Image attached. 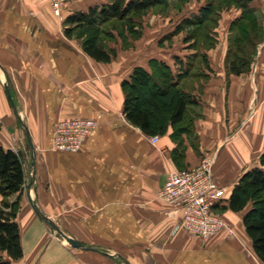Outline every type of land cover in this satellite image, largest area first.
<instances>
[{
    "label": "crops",
    "instance_id": "obj_1",
    "mask_svg": "<svg viewBox=\"0 0 264 264\" xmlns=\"http://www.w3.org/2000/svg\"><path fill=\"white\" fill-rule=\"evenodd\" d=\"M207 1L167 0L150 8L139 36L123 33L129 45L115 30L107 45L115 56L104 62L87 55L64 28L70 15L106 0H72L62 18L49 0H0V119L13 114L10 125L21 142L15 150L25 170L16 218L23 255L14 264H263L242 223L250 205L222 211L236 236L220 232L202 240L175 232L181 213L158 197L171 169L196 165L206 155L213 156V179L229 197L264 152V8L259 15L258 1L247 0L263 36L249 69L233 73L227 68L231 24L242 8L216 10L208 36L200 39L190 21ZM154 59L179 75L177 86L193 100L182 156L175 127L154 134L159 140L152 143L153 135L123 113L122 81L136 66L151 71ZM77 116L98 117V125L79 151L54 150V123ZM8 141L0 131V144L10 148ZM41 215L81 246L66 243Z\"/></svg>",
    "mask_w": 264,
    "mask_h": 264
},
{
    "label": "trees",
    "instance_id": "obj_2",
    "mask_svg": "<svg viewBox=\"0 0 264 264\" xmlns=\"http://www.w3.org/2000/svg\"><path fill=\"white\" fill-rule=\"evenodd\" d=\"M166 1L106 0L70 15L65 20L64 34L69 38H77L82 50L93 59L107 62L115 56V50L102 42L104 26L115 22L125 23L122 25L124 29L118 31L119 35L126 32L131 38L137 37L140 35L138 27L143 14ZM231 4L240 6L242 13L231 24L233 33L227 54V68L233 73H241L249 69L256 45L263 36V28L247 5V0H208L200 15L190 23L194 25L193 32L204 39L217 19L216 10ZM123 41L125 46L129 45L126 36ZM178 80L179 75H174L168 65L154 59L151 71L136 66L130 78L123 80L121 85L125 96V117L150 135L165 133L169 125L175 127L172 138L177 142L176 152L182 156L181 135L192 129L187 106L193 100L177 86ZM22 158L20 151L0 144V264H14L23 255L16 219L19 197L25 183ZM13 195L16 197L11 199ZM248 205L250 207L247 209ZM220 208L233 211L247 209L242 223L255 255L264 264V152L260 154L257 164L240 176L227 204L215 206V210Z\"/></svg>",
    "mask_w": 264,
    "mask_h": 264
},
{
    "label": "built area",
    "instance_id": "obj_3",
    "mask_svg": "<svg viewBox=\"0 0 264 264\" xmlns=\"http://www.w3.org/2000/svg\"><path fill=\"white\" fill-rule=\"evenodd\" d=\"M71 1L49 0L53 13L59 18H62L63 9ZM98 117L77 116L57 120L52 130L51 147L58 151H79L98 125ZM150 140L155 143L159 136L153 135ZM213 163V156L206 155L196 165L173 168L168 172L158 197L181 213L173 229L175 232L184 230L202 240L220 232L236 236L230 222L215 211V206L225 204L228 196L226 189L218 186L213 179Z\"/></svg>",
    "mask_w": 264,
    "mask_h": 264
},
{
    "label": "rangeland",
    "instance_id": "obj_4",
    "mask_svg": "<svg viewBox=\"0 0 264 264\" xmlns=\"http://www.w3.org/2000/svg\"><path fill=\"white\" fill-rule=\"evenodd\" d=\"M255 1V0H254ZM258 2L255 1L254 4V8L257 9V13L259 15H261L260 13H262V9L264 8V0H257ZM264 10V9H263ZM125 23H112V24H108L105 25L103 30L107 31V33L104 31L102 32V37L104 39V41H102L104 43L105 46L108 45V42H112L115 41V35L116 32L115 30L118 32L119 30H123L124 26H122ZM123 27V28H122ZM109 32V33H108ZM101 37V38H102ZM7 118L4 120H2V118L0 119V131L1 132H6L8 133V146L13 150L17 149L18 146L21 144L20 140H19V133L17 132V130L15 129V126H11L10 122L14 120L13 118V114L11 113V111H9L6 115ZM18 134V136H17ZM19 144V145H18ZM16 151V150H15ZM23 159V158H22ZM24 162V160H23ZM180 168V167H179ZM183 168V167H182ZM16 197V195L11 196V199H14ZM22 202H24V194H21L19 197V204H18V211L21 209V204ZM216 212L220 213L222 215V209L220 208L219 210H215ZM57 233V232H56ZM62 237V236H61ZM63 240H65L66 243H69L65 238L62 237ZM71 244V243H69ZM79 247V246H78Z\"/></svg>",
    "mask_w": 264,
    "mask_h": 264
},
{
    "label": "water",
    "instance_id": "obj_5",
    "mask_svg": "<svg viewBox=\"0 0 264 264\" xmlns=\"http://www.w3.org/2000/svg\"><path fill=\"white\" fill-rule=\"evenodd\" d=\"M8 98H9V100H10V102H11V105H12V107L14 108L15 112H17V110H16V108H15V104H14L13 98L11 97L9 91H8ZM26 135H27V140H28L29 145L32 146V144H31V139H30V137H29L28 132H26ZM41 217H42L44 220H46V221L52 226V228H54V229L56 230V232H58L63 238H65V239H66L69 243H71L73 246H81V244H80L78 241L73 240L72 238H70V237L66 236L65 234H63V233L59 230V228H58L57 226H55V225L52 223V221L49 220L46 216L41 215Z\"/></svg>",
    "mask_w": 264,
    "mask_h": 264
}]
</instances>
